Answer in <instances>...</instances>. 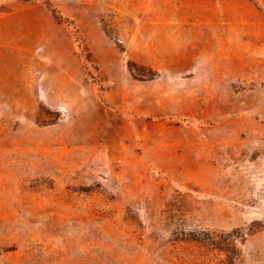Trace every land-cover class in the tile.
<instances>
[{"label": "rangeland", "instance_id": "374dc122", "mask_svg": "<svg viewBox=\"0 0 264 264\" xmlns=\"http://www.w3.org/2000/svg\"><path fill=\"white\" fill-rule=\"evenodd\" d=\"M0 264H264V0H0Z\"/></svg>", "mask_w": 264, "mask_h": 264}]
</instances>
